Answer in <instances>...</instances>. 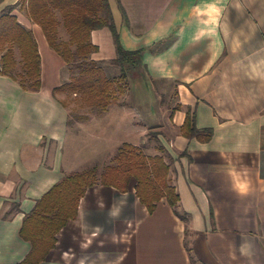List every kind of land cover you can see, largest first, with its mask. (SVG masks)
I'll return each mask as SVG.
<instances>
[{"label": "crops", "instance_id": "1", "mask_svg": "<svg viewBox=\"0 0 264 264\" xmlns=\"http://www.w3.org/2000/svg\"><path fill=\"white\" fill-rule=\"evenodd\" d=\"M18 1L0 0V14L15 6L32 31L41 87L27 91L0 75V264H19L29 253L20 228L46 191L104 151L109 157L110 144L109 154L130 143L155 155L151 130L175 159L170 179L186 219L165 198L149 212L135 178L126 192L96 184L39 264H264V0H110L122 47L145 49L147 74L132 92L145 119L128 121L124 109L88 119L95 148L80 157L76 141L69 164L70 112L53 96L62 83L47 85L45 77L59 56ZM92 41L93 60L116 56L107 28L93 31ZM162 82L175 85L172 105L157 104L153 84ZM188 108L198 129H213L210 141L182 135ZM181 152L187 155L178 158Z\"/></svg>", "mask_w": 264, "mask_h": 264}, {"label": "trees", "instance_id": "2", "mask_svg": "<svg viewBox=\"0 0 264 264\" xmlns=\"http://www.w3.org/2000/svg\"><path fill=\"white\" fill-rule=\"evenodd\" d=\"M18 4L40 26L49 46L68 68V81L54 88L53 96L61 92L73 94L91 109L105 112L117 102V95L124 92L129 80L132 85L135 75L146 76L142 60L145 49L130 51L122 47L110 0H19ZM14 7L9 6L0 14V75L16 81L24 90L37 92L41 87L38 45L32 31L12 13ZM121 14L127 23L122 8ZM102 28L110 31L116 56L108 61H95L92 55L98 52V46L92 41V32ZM62 30L65 39L61 37ZM108 64L118 69V76L109 74ZM61 103L67 106L66 102ZM181 133L205 143L211 140L213 129H198L188 108ZM153 139L158 144L153 156L138 146L123 143L112 162L101 171L92 166L70 173L46 191L23 218L19 234L31 248L19 264H39L45 260L55 247L56 234L69 220L76 218L79 200L86 189L96 184L126 192L130 180L135 178L136 195L149 212L165 198L176 214L186 219L170 179L175 159L156 135ZM186 155L181 152L178 158ZM186 246L192 257L190 247Z\"/></svg>", "mask_w": 264, "mask_h": 264}, {"label": "rangeland", "instance_id": "3", "mask_svg": "<svg viewBox=\"0 0 264 264\" xmlns=\"http://www.w3.org/2000/svg\"><path fill=\"white\" fill-rule=\"evenodd\" d=\"M18 6V5H17ZM61 37L62 38H66V34L64 33V31L62 30L61 32ZM59 59L57 60V62H50L47 68V71H45V77L50 79V83L48 80H46V84L47 85H52L53 83H55V85H58V83H65L66 81H68L69 77V71L67 67H60L62 66V60L60 57H58ZM60 60V61H59ZM108 72L109 74L113 75V76H118L119 75V71L117 68L110 66L108 64ZM60 67V68H59ZM140 75H135V77L133 78L134 80H132L133 84L140 81L141 79ZM142 83V82H141ZM45 84V85H46ZM130 84V80L128 81L127 87L124 90L123 93H120L117 95V102L113 103L108 110L111 109L113 113H116V110H120L124 109V115L126 117V119H128V121L131 120V122L133 121H137V122H141L144 121V116L142 113L138 112L137 109H133V102L134 99L132 97V92H138V88L135 85H133V89H132V85ZM154 88H156L158 95L156 96L157 99V104H159V100H160V104L161 106H163L164 104L166 105H172V103L170 102V98H173V89H174V84L171 82H162V83H156L153 84ZM164 94H163V93ZM172 92V93H171ZM57 97L59 99H61V101L66 102V107L68 108L69 112H70V126H69V132H68V142L65 144L63 153H64V162L65 164H69L70 161H72V157L73 155H75V142H78V146L79 147V155L80 157H83V155H86L88 152H90L89 154L92 153V151L94 150L95 146H94V137L89 134L86 131V125H87V120L90 118H97V120H101V118H105V112H101L98 109H91L90 106L86 105L85 103H82V101H80L78 96H75L73 94H67L66 92H61V93H56ZM107 110V111H108ZM122 114V113H120ZM91 126V125H90ZM90 126H87L88 128ZM81 132V133H80ZM77 133V136H79L77 139H75V134ZM157 133L156 130H151L150 132L147 131L148 135H151L152 138L153 136ZM81 135V136H80ZM152 140V149L150 150V152L156 153L155 150V146H153L155 140ZM112 144H110V147L108 149V155L109 157H107V153L102 154V157H98V159H92L89 162L83 164V166L77 168L78 170L76 171H80L84 168L87 167H92V166H97V168L99 169V171H101V169L103 168V166L110 164L112 162L113 159V155L116 154V152H112V154H109L112 150ZM148 153V151H146ZM114 153V154H113ZM88 154V155H89ZM104 155V157H103ZM106 156V157H105ZM109 158V159H107ZM87 159V158H86ZM85 160V159H84Z\"/></svg>", "mask_w": 264, "mask_h": 264}]
</instances>
